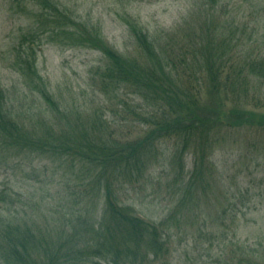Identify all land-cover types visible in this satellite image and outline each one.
<instances>
[{
	"label": "trees",
	"instance_id": "obj_1",
	"mask_svg": "<svg viewBox=\"0 0 264 264\" xmlns=\"http://www.w3.org/2000/svg\"><path fill=\"white\" fill-rule=\"evenodd\" d=\"M8 1L31 20L16 38L19 45L9 52V67L21 77L25 93L48 105L53 120H47L44 104L38 121L26 122L0 82V157L10 153L58 162L52 175L66 172L57 183L63 186L56 191L61 204L52 209L65 211L67 217L60 225L58 220L38 225L12 211L21 204L18 192L0 190V264L157 260L168 252V238L161 232L167 221L142 218L119 192L146 176L151 162L162 157L157 147L166 143L173 146L169 164L179 169L178 207L183 202L190 206L187 200L195 190L201 195L211 189L217 167L213 156L228 135L224 132L264 131V52L255 54L247 47L252 33L247 24H237L226 0H193L182 23L186 31L176 39L168 36L165 45L162 37L154 39L142 26L127 22L138 55L121 54L106 42L100 27L73 19L52 0ZM32 6L39 12L29 13ZM46 37L100 51L106 59L98 68L102 91H123L127 97H117L121 120L140 129L119 134L117 122L99 110H89L87 116L63 110L37 66L36 47ZM34 112L25 115L34 117ZM188 157L192 166L186 170ZM87 197L93 209L81 207Z\"/></svg>",
	"mask_w": 264,
	"mask_h": 264
},
{
	"label": "rangeland",
	"instance_id": "obj_2",
	"mask_svg": "<svg viewBox=\"0 0 264 264\" xmlns=\"http://www.w3.org/2000/svg\"><path fill=\"white\" fill-rule=\"evenodd\" d=\"M52 1L73 19L100 27L106 42L124 55L140 54L127 22L142 26L154 39L162 37L165 45L168 36L176 39L186 31L183 19L193 4V0ZM224 4L236 16L237 24L242 27L247 24L252 33L247 47L255 54L264 52V0H226ZM30 8L29 13L40 10ZM24 12L8 0H0V82L15 112H20L30 123L31 119L38 121L39 108L45 103L39 96L25 93L21 77L9 67V52L19 45L16 38L31 21ZM47 40L50 39L46 37L37 44V66L63 110L71 113L79 110L84 116L89 110H99L109 121L117 122L119 134L140 129L136 123L124 125L121 120L123 112L121 105H117V97L125 99L123 91L116 88L102 91L98 68L105 66L106 59L100 51ZM45 105L42 110L47 111V120L52 121L53 114ZM31 109L35 111L34 117H27L25 113ZM224 136L213 156L217 165L213 187L201 195L195 190L187 200L190 206L183 202L178 207L182 200L177 181L179 169L169 164L173 146L167 143L157 147L162 157L151 162L146 176L124 185L119 192L124 204L134 207L142 218L159 224L167 221L161 232L168 238V252L148 264H240L244 258L241 264H255V261L264 264V131L235 129L225 131ZM187 163L189 170L190 157ZM58 164L37 156L3 153L0 190L10 188L21 199V204L12 211L18 210L20 217L26 214L38 225L45 226L55 220L60 225L62 218L67 217L66 212L55 213L52 208L61 204L56 191L63 186L57 183L64 180L61 176L66 170L53 176ZM88 205L93 209L90 197L81 207ZM2 210L0 206V214Z\"/></svg>",
	"mask_w": 264,
	"mask_h": 264
}]
</instances>
